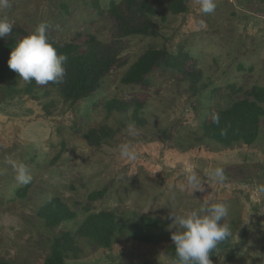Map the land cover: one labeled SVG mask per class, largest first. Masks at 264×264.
Here are the masks:
<instances>
[{
	"label": "rangeland",
	"instance_id": "374dc122",
	"mask_svg": "<svg viewBox=\"0 0 264 264\" xmlns=\"http://www.w3.org/2000/svg\"><path fill=\"white\" fill-rule=\"evenodd\" d=\"M125 1L10 0L0 9L13 24L5 43L46 23L59 49L95 48L100 85L73 101L51 82L0 78V264H46L57 249L66 264H172L171 211L206 200L228 205L232 231L212 264H264V93L255 96L264 88V0H215L208 14L197 0H146L151 34L121 36L112 6ZM149 48L182 68L124 83ZM125 142L135 161L107 150ZM9 160L28 167L30 184H17ZM216 166L224 183L206 176ZM186 170L204 191L184 187Z\"/></svg>",
	"mask_w": 264,
	"mask_h": 264
},
{
	"label": "clouds",
	"instance_id": "9594fccd",
	"mask_svg": "<svg viewBox=\"0 0 264 264\" xmlns=\"http://www.w3.org/2000/svg\"><path fill=\"white\" fill-rule=\"evenodd\" d=\"M200 11L208 14L216 8L215 0H197ZM10 6V0H0V9ZM48 25L39 24L35 30L17 42L10 53L8 66L17 72L23 81H35L37 85H47L50 82L62 84L66 77L65 63L68 57L58 54L47 35ZM13 30V24L8 20H0V38L6 37ZM219 122V118H216ZM108 151L118 153L121 159L135 161L138 157L136 148L130 143H120ZM15 173L18 185H28L33 177L28 167L22 163L9 160ZM206 176L216 183L226 181L225 169L221 166L211 168ZM184 187L193 193L204 191L201 176L195 170H186ZM258 191L264 192V185ZM229 207L223 202L204 201L196 210L176 214L173 210L169 215L171 227L176 229L171 235L175 245V255L172 264H212L210 255L215 253L219 245L232 236L231 227L226 223Z\"/></svg>",
	"mask_w": 264,
	"mask_h": 264
},
{
	"label": "trees",
	"instance_id": "16d2710c",
	"mask_svg": "<svg viewBox=\"0 0 264 264\" xmlns=\"http://www.w3.org/2000/svg\"><path fill=\"white\" fill-rule=\"evenodd\" d=\"M112 12L118 19L121 36L145 35L151 34L153 31L154 23L152 14L155 13V10L146 0H126L125 4L122 5L113 4ZM19 41L13 39L11 42L5 43L0 40V78L9 79L10 77V80L13 78L14 71L9 68L8 60L10 59L11 51ZM53 45L58 54H64L68 57L64 65L67 73L65 81L62 84H56L60 85L66 99L78 101L87 98L100 87L93 75L99 54L95 48L79 53L73 45L60 49L57 44L53 43ZM158 66L181 69L183 61H179V59L173 57L165 49L149 48L127 70L123 77V82L126 84L146 83L148 81L147 76ZM32 84L34 85L35 81H32ZM256 92L255 96L258 99L259 94L264 93V88H256ZM238 118L242 122H249L243 115H240ZM219 128L220 126L217 125L214 128L210 127L214 132H219ZM169 251L174 257V244L170 245ZM46 264H66L63 251L57 249L53 252L48 256Z\"/></svg>",
	"mask_w": 264,
	"mask_h": 264
}]
</instances>
